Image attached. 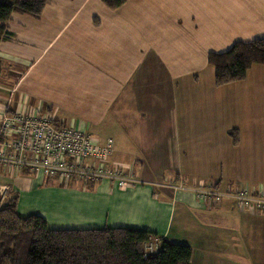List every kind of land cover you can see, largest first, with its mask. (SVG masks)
Here are the masks:
<instances>
[{
  "label": "crops",
  "instance_id": "0c3cea01",
  "mask_svg": "<svg viewBox=\"0 0 264 264\" xmlns=\"http://www.w3.org/2000/svg\"><path fill=\"white\" fill-rule=\"evenodd\" d=\"M6 31L0 118L40 113L111 140L108 167L128 180L1 169L17 209L25 187L51 207L48 228L148 231L190 247V264H264V212L200 206L192 193L213 185L264 195V66L217 87L207 64L209 53L264 38V0H127L114 11L48 0L38 18L13 14Z\"/></svg>",
  "mask_w": 264,
  "mask_h": 264
},
{
  "label": "trees",
  "instance_id": "16d2710c",
  "mask_svg": "<svg viewBox=\"0 0 264 264\" xmlns=\"http://www.w3.org/2000/svg\"><path fill=\"white\" fill-rule=\"evenodd\" d=\"M99 1L111 11L127 2ZM47 4L48 0L0 2V42L13 14L38 18ZM207 64L214 70L217 87L240 82L251 66H264V38L234 43L224 53H209ZM228 134L236 145L237 133ZM152 239L159 241L158 251L144 258L143 248ZM191 256L190 247L161 240L148 231L49 229L39 215L19 216L16 196L8 195L0 208V264H190Z\"/></svg>",
  "mask_w": 264,
  "mask_h": 264
},
{
  "label": "built area",
  "instance_id": "2783aa9c",
  "mask_svg": "<svg viewBox=\"0 0 264 264\" xmlns=\"http://www.w3.org/2000/svg\"><path fill=\"white\" fill-rule=\"evenodd\" d=\"M112 151L111 140L101 144L81 130L55 125L48 115L17 114L0 118V170H27L68 182L107 179L123 187L128 182L125 173L120 167H108ZM9 193V188L0 184V208ZM192 193L200 206L209 207L227 200L240 210L264 212L263 194L248 193L244 189L222 192L213 185L196 188ZM158 244L157 239H152L145 245L144 258L155 254Z\"/></svg>",
  "mask_w": 264,
  "mask_h": 264
},
{
  "label": "rangeland",
  "instance_id": "374dc122",
  "mask_svg": "<svg viewBox=\"0 0 264 264\" xmlns=\"http://www.w3.org/2000/svg\"><path fill=\"white\" fill-rule=\"evenodd\" d=\"M0 2H5V0H0ZM103 144H105V143H103ZM112 153H113V151H112ZM112 153L110 154V156L112 155ZM110 156H109V158H110ZM49 179H53V178H49ZM74 180H76V179H74ZM76 181H81V180H76ZM47 186H48L47 191H48V189H49V191L51 190L50 192H48L49 194H48L47 198H48V200L49 199L51 200L54 197V195L55 196L57 195L54 193V191H56V189L54 188V186H52L50 184H47L45 187H47ZM45 187H44V189H45ZM230 190L233 191V188ZM15 194L19 197V204H18V209H17V213L19 216L27 217L30 215H39V216L41 215V217H45V219L46 218L51 219V216H53V213L51 211V207H48V205L45 204V202L42 199L31 198V195L27 194L25 187H21L19 189V191H17ZM50 194H52V195H50ZM49 228L65 229V227H61L59 225H51Z\"/></svg>",
  "mask_w": 264,
  "mask_h": 264
}]
</instances>
